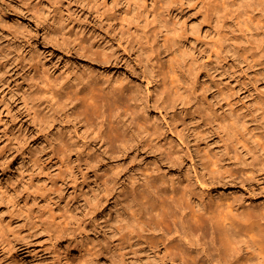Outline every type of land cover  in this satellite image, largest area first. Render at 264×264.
Returning <instances> with one entry per match:
<instances>
[{
    "label": "rangeland",
    "instance_id": "1",
    "mask_svg": "<svg viewBox=\"0 0 264 264\" xmlns=\"http://www.w3.org/2000/svg\"><path fill=\"white\" fill-rule=\"evenodd\" d=\"M51 1L34 3L35 18L0 0V264H89L70 240L80 233L99 246L114 240L122 225L113 221V210L108 214L114 200L130 212L131 199L143 200L149 179L190 189L201 211L228 213L264 257V219L245 217L264 203V167L240 154L232 179L211 181L205 166L207 155L229 147L209 115L215 111L230 127L241 120L244 104L252 109V93L244 98L245 90H235L239 52L256 44L241 35L240 23L262 21L264 0H229L213 21L200 0H173L184 5L164 10L185 33L177 50L145 25L146 11L140 25L117 17L112 26L103 3L65 0L58 24ZM145 1L154 12L162 2ZM67 5L77 13L68 14ZM129 15L135 18L133 9ZM43 27L55 30L48 40ZM221 62L229 63L225 74L215 70ZM111 125L118 137L112 145ZM26 126L31 130L23 139L18 133ZM122 217L125 223L124 211ZM105 253L92 264H119Z\"/></svg>",
    "mask_w": 264,
    "mask_h": 264
},
{
    "label": "bare ground",
    "instance_id": "2",
    "mask_svg": "<svg viewBox=\"0 0 264 264\" xmlns=\"http://www.w3.org/2000/svg\"><path fill=\"white\" fill-rule=\"evenodd\" d=\"M37 1L1 0L5 5L4 7L8 8V10L14 11L13 9L17 8L24 11V13H28L30 17L35 18L37 15L34 12V3ZM90 1L96 5L101 2L104 4L103 6H106L108 12L106 19L109 25L112 26H115V24H112V21L113 19L116 20L117 17L121 20L131 18V22L136 20L140 25L142 13L146 11V14H144L146 16L142 18L145 25H152L154 36L171 42L176 50L179 45L177 38L180 37L182 41L185 35L184 32L180 31V28L171 25L165 16L166 12H164V10L168 12L171 5L175 9L183 10L184 5L181 1L172 0L164 4L163 0L161 3L153 0V3L156 1L157 4L155 12L148 8L145 0H126L124 2L122 0ZM138 2H140L139 5L137 4ZM65 3V0H54L55 6L53 5L52 9L55 16L54 20L58 24L65 19V17L62 19L65 14ZM200 3V7L204 9L208 19H212L213 21L223 16L226 9L225 4H229V0H200ZM140 6L144 7V10H140ZM4 7L0 3V17H4ZM131 9L136 14L135 18L129 15ZM66 10L68 14L77 13L75 8L73 9L69 6L66 7ZM61 12H63V15ZM148 13L152 14V18H150ZM241 22L240 25H244L242 29L239 26L241 35L244 38L253 37L256 44L239 52L241 67L237 75L240 77L236 80L239 87L235 88L234 85L230 87H234L238 92L242 89L245 90L246 93L243 94L244 98H247L252 93V109L249 110L244 104V108L241 107V120L233 123L230 127L221 123L216 117L215 111L209 115L211 120L213 117L214 122L218 123L221 136L229 143L226 152L224 149L217 156L207 155L205 166L208 168L207 174L211 181H218L223 178L232 179L238 171L234 160L240 154L242 156H249L252 162L260 168L264 167V19L253 22L251 18H245ZM202 24L203 22L200 21L196 25L200 28ZM20 28L22 29L23 27ZM122 28L121 22L119 29L121 30ZM38 29L36 33H38ZM54 31L43 27V34H41L45 38L44 40L47 39L46 37L52 36ZM79 47H83L82 42H79ZM41 50L38 47L37 52L40 55H42ZM229 68L228 62H221V64L215 67V70L221 69V74H225ZM228 88L229 84H226L224 90L226 91ZM222 92L224 91L222 90ZM91 110L93 109L91 108ZM248 114H252V117L254 116L256 121L255 127L251 128V117ZM32 117L34 121L35 117ZM29 130L31 129L26 126L22 130L19 129L18 134L19 136L22 135L23 139H26L28 138L27 132ZM106 133H108L107 137L111 145L116 144L118 141L116 128L111 125L106 129ZM61 156L63 154H60ZM78 159L79 156H76L72 161ZM62 161L60 160V163H63ZM245 173L241 171L240 175H244ZM73 176L77 179V172H73ZM148 182H150L151 186L143 189L141 197L143 200L131 199L133 205L130 206V212L124 210L119 198L114 200V209H110L108 214L111 215V210H113V221L122 223L121 226H116L115 230H113L115 234H118L114 240H111L107 245L99 246L92 243L89 234L80 233V238L69 239L72 244L82 248L84 260L87 263L102 262L99 255L100 253H105V249L107 250L106 253H110L111 258H114L119 264H129L130 262H137L136 264H262L260 262L264 259L263 255L249 245L247 236L238 233V229L234 226L228 213L213 214L209 211H201L196 203L192 202L190 189L181 188L177 185L164 187L157 185L152 179H149ZM209 188V185H205L204 187V189ZM123 211L127 215L125 223H123ZM245 217L248 220L252 219L251 221L254 223H258L264 219V203H261L256 211L245 214ZM113 231L111 230L112 233ZM191 240L193 241L191 242ZM102 246L103 248H101Z\"/></svg>",
    "mask_w": 264,
    "mask_h": 264
}]
</instances>
